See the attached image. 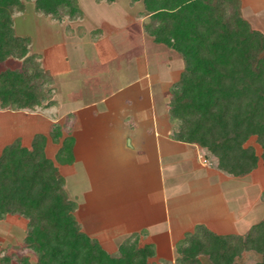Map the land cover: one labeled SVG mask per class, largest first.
Listing matches in <instances>:
<instances>
[{
  "label": "trees",
  "instance_id": "obj_1",
  "mask_svg": "<svg viewBox=\"0 0 264 264\" xmlns=\"http://www.w3.org/2000/svg\"><path fill=\"white\" fill-rule=\"evenodd\" d=\"M32 1L36 13L55 22L83 16L78 0ZM132 2L143 3L145 32L184 62L170 93L173 138L205 148L221 170L234 176L250 174L260 159L264 164V33L243 17L241 0ZM23 9L22 0H0V64L21 62L0 70V107L35 112L51 92L44 90L51 78L40 55L31 52L32 40L15 32L13 16ZM50 135L58 143L61 127L53 125ZM253 138L260 156L249 144ZM46 142V136L36 134L27 148L16 139L0 154V220L7 215L26 218L21 251L36 255L34 262L25 256L16 264H149L156 249L141 246L144 231L125 238L115 254L82 231L73 214L76 203L46 156ZM73 144L72 137L63 140L56 154L59 163H73ZM247 251L258 257L254 264H264V217L244 235H217L196 226L176 244V264H246L239 259ZM0 264H14L13 255H0Z\"/></svg>",
  "mask_w": 264,
  "mask_h": 264
},
{
  "label": "crops",
  "instance_id": "obj_2",
  "mask_svg": "<svg viewBox=\"0 0 264 264\" xmlns=\"http://www.w3.org/2000/svg\"><path fill=\"white\" fill-rule=\"evenodd\" d=\"M258 3L251 0L245 6L241 0V11L252 28L264 33V26L254 20L263 10ZM143 21L146 43L150 39L157 46V65L151 67L143 60L129 81L118 85L110 81L107 94L87 102H80L82 88L71 75L59 89L60 99L38 107L54 110L52 116L0 107V115H12L10 122L34 125L29 132L14 134L3 148L16 139L31 148L36 134L46 136V156L50 143L56 145L53 162L64 179L67 197L76 203L73 214L83 232L115 254L125 238L144 231L141 246L153 244L156 249L149 264H176V244L196 226L217 235H244L262 220L264 164L260 159L250 174L234 176L221 170L218 159L205 148L173 138L170 93L184 62L175 50L155 43ZM37 54L42 65L43 56ZM56 87L54 81V93ZM53 125L62 129L58 143L50 135ZM67 137L74 140L71 164L56 160ZM249 144L260 156L254 138Z\"/></svg>",
  "mask_w": 264,
  "mask_h": 264
},
{
  "label": "rangeland",
  "instance_id": "obj_3",
  "mask_svg": "<svg viewBox=\"0 0 264 264\" xmlns=\"http://www.w3.org/2000/svg\"><path fill=\"white\" fill-rule=\"evenodd\" d=\"M22 1L23 11L16 12L13 16L15 32L32 40L31 51L43 56L42 65L51 73L58 88L54 93L52 79L45 85V91L51 90L47 94L45 104L52 99L61 98L58 95L59 89L64 83L68 84L71 75L75 76L81 85L80 102H87L98 100L107 94L111 90L108 82L112 81L118 85L124 84L125 80L129 81L137 73L143 60L150 61L151 67L157 65V46L150 39V42L146 43L148 37L141 31L142 20L144 23L148 21L142 2L78 0L84 18H67L63 23H59L36 13L32 0ZM249 1L251 0H244L245 6ZM258 4L263 10L255 15L254 20L262 27L264 0H259ZM81 22L84 24L72 27ZM20 63V60L9 59L0 64V70L5 67H19ZM161 111L163 112L162 107ZM35 112L52 116L54 110L41 107ZM11 116L0 115V137L4 138L0 139V154L3 144L14 134H24L34 129V125L27 128L26 124L18 120L11 121L13 123L10 125ZM55 151L56 145L50 143L47 156L53 161ZM26 233L27 220L23 216L7 215L0 220V255H13L14 264L25 256L34 262L36 255L31 250L21 251ZM257 259L258 257L250 251L243 253L239 262L254 264Z\"/></svg>",
  "mask_w": 264,
  "mask_h": 264
},
{
  "label": "built area",
  "instance_id": "obj_4",
  "mask_svg": "<svg viewBox=\"0 0 264 264\" xmlns=\"http://www.w3.org/2000/svg\"><path fill=\"white\" fill-rule=\"evenodd\" d=\"M206 161V160H205ZM207 162V161H206ZM212 164V163H211Z\"/></svg>",
  "mask_w": 264,
  "mask_h": 264
}]
</instances>
